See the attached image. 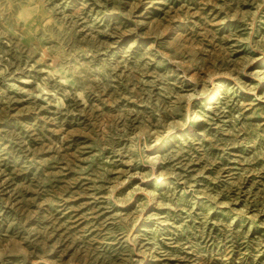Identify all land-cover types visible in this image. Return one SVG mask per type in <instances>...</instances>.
Returning <instances> with one entry per match:
<instances>
[{
	"label": "rangeland",
	"instance_id": "obj_1",
	"mask_svg": "<svg viewBox=\"0 0 264 264\" xmlns=\"http://www.w3.org/2000/svg\"><path fill=\"white\" fill-rule=\"evenodd\" d=\"M0 264H264V0H0Z\"/></svg>",
	"mask_w": 264,
	"mask_h": 264
},
{
	"label": "bare ground",
	"instance_id": "obj_2",
	"mask_svg": "<svg viewBox=\"0 0 264 264\" xmlns=\"http://www.w3.org/2000/svg\"><path fill=\"white\" fill-rule=\"evenodd\" d=\"M216 94H217V91H216L215 94L210 98V100H212V99L215 97ZM214 100H215V99H214ZM187 108H188V106H187ZM198 109H199V108H198ZM187 112H188V111H187ZM183 113H184V111H183ZM183 115H184V114H183ZM202 118H204V116H201L200 114L194 113L192 119L198 121V120H201Z\"/></svg>",
	"mask_w": 264,
	"mask_h": 264
}]
</instances>
